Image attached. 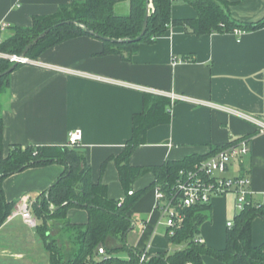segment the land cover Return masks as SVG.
Listing matches in <instances>:
<instances>
[{
	"label": "crops",
	"instance_id": "obj_1",
	"mask_svg": "<svg viewBox=\"0 0 264 264\" xmlns=\"http://www.w3.org/2000/svg\"><path fill=\"white\" fill-rule=\"evenodd\" d=\"M81 1L0 0V24L28 28L35 16H51L60 7ZM227 1L237 21L257 23L264 19V0ZM129 11V0L115 6L118 15ZM196 17L192 6L181 1L173 4L174 20ZM104 49L100 39L77 37L44 51L35 60L36 65H22L11 74L9 90L0 97L5 156L11 145L65 147L68 134L81 130L82 142L76 150L85 154L92 181L106 185L110 199H125L115 159L132 138L134 116L144 109L145 92L88 75L106 78L216 106L176 102L170 109L171 121L148 130L145 143L130 157L131 166H161L193 155L205 156L234 141L248 139L250 153L234 161L227 176L250 177L251 199L264 203V131L258 125L264 124V28L196 36L183 26H172L152 42H142L132 57L127 51L103 55ZM65 170V165L52 163L7 177L3 183L7 201L17 208L21 198L30 195L35 204ZM154 180L152 172L146 173L134 182L132 191L137 194ZM211 206V218L201 227L200 238L209 248L221 250L227 245L228 224L234 225L238 214L237 196L230 192L215 197ZM129 216L133 228L126 236L128 248L142 252L151 245L154 254L174 252L164 218L156 209L154 189H147ZM67 218L72 224H86L88 212L74 207ZM18 220L27 227L15 217L8 218L0 228V264H41L44 253L40 247L45 250L41 236L19 230ZM59 235L57 231L53 236ZM262 243L264 220L256 218L253 244ZM111 244L121 246L118 240ZM205 261L224 264L210 257Z\"/></svg>",
	"mask_w": 264,
	"mask_h": 264
},
{
	"label": "trees",
	"instance_id": "obj_2",
	"mask_svg": "<svg viewBox=\"0 0 264 264\" xmlns=\"http://www.w3.org/2000/svg\"><path fill=\"white\" fill-rule=\"evenodd\" d=\"M121 1L123 0H84L62 6L51 16H35L31 27H11L9 34L4 39L0 38V53L21 56L25 48L48 29H51L50 33L28 52L27 57L36 60L47 49L77 37L96 38L87 30H92L102 37L125 40L122 43L103 41V55H122L127 51L129 57H132L138 53L142 42H152L172 26H183L187 32L196 36L234 33L235 30L253 32L264 28V19L257 23L235 20L230 11L231 3L227 0H178L192 6L197 12L196 18L185 20L172 18L174 0H129V13L118 15L115 6ZM149 5L152 7L146 34L140 42L127 41L134 40L141 34ZM59 24L63 25L54 28ZM4 33H1L0 37ZM14 64L9 59L0 58V74ZM20 66L22 65L18 64L17 68ZM11 74L0 79V97L9 90ZM170 109L171 101L167 97L144 94V109L134 116L132 138L123 153L115 159L120 181L126 191V198L123 200L110 199L107 186L92 181L86 156L76 148H22L11 145L9 153L5 156L4 123L0 110V228L16 206L6 199L4 180L29 168L60 163L65 165V173L32 208L35 217L41 220L36 232L43 240L49 255V264H141V252L130 249L125 244L126 236L133 228V221L129 216L132 207L147 189L159 186L169 193L176 185L180 171L192 169L224 148H218L209 155H193L161 166H131L130 157L138 146L145 143L148 130L171 121ZM149 172L155 175L153 184L137 194L134 193V182ZM74 207L87 210L86 224H72L69 221L68 211ZM182 213L185 215L183 223L175 230L173 236L167 234L169 242L174 246V252L153 253L150 259L142 264H207V257L224 264H264V243L259 246L253 244V223L256 218L264 220V203L250 199V204L242 212H238L233 227L227 233L226 248L221 250L197 242L201 227L211 218V203L183 209ZM53 231H58L59 237H54ZM114 240H118L121 246H113L111 241ZM100 248L105 249L106 256L98 255ZM124 249L129 252L128 259L114 255ZM99 258L101 260H98Z\"/></svg>",
	"mask_w": 264,
	"mask_h": 264
},
{
	"label": "built area",
	"instance_id": "obj_3",
	"mask_svg": "<svg viewBox=\"0 0 264 264\" xmlns=\"http://www.w3.org/2000/svg\"><path fill=\"white\" fill-rule=\"evenodd\" d=\"M177 2L178 0H174ZM10 25L7 23L0 24V34L8 31ZM235 34H240L241 31L235 30ZM1 38V37H0ZM0 58L9 59L13 63L21 65H36L37 62L29 57H21L17 55H6L0 53ZM47 66V65H45ZM52 67V66H50ZM110 84L125 85L130 88H136L149 94L165 96L171 101L172 106L178 101L190 102L196 105H205L216 107L214 104L203 102L184 95H178L173 92L164 93L144 87H139L132 84H123L116 80L89 76ZM257 122V120H253ZM258 125L264 131V124L258 122ZM83 133L81 130H74L68 134L67 146L76 148L81 145ZM251 151L250 140L241 139L228 144L215 154L207 157L203 161L196 164L192 169L182 170L179 173L176 185L167 193L161 187L154 188L156 197V209L159 210L164 218V224L167 227L168 236H173L175 230L185 220L183 209L192 208L198 205L210 204L215 197L226 195L233 192L237 196V211L242 212L245 207L250 204L252 196V180L248 176H227L230 165L234 161L241 160ZM130 195L132 192L129 193ZM34 202L30 195H24L17 208L13 210L10 219L20 217L23 223L29 228L36 230L39 225L38 219L33 214ZM53 208V207H52ZM233 223H229L231 228ZM197 242L204 243L202 238L197 239ZM152 246L148 245L140 254V263L147 262L152 256ZM98 255L106 256L104 248L98 250Z\"/></svg>",
	"mask_w": 264,
	"mask_h": 264
},
{
	"label": "water",
	"instance_id": "obj_4",
	"mask_svg": "<svg viewBox=\"0 0 264 264\" xmlns=\"http://www.w3.org/2000/svg\"><path fill=\"white\" fill-rule=\"evenodd\" d=\"M152 5H149L148 10H147V14L144 20V24H143V28L141 31V34L139 35V37H137L134 40H127L129 42H140L141 39L144 37V35L146 34L147 28H148V18L150 15V10H151ZM71 22H67V24H69ZM63 25V24H59L54 26V28H57L58 26ZM51 29L46 30L45 32H43L40 36H38L36 39H34L24 50V52L22 53L21 57H26L28 52L42 39H44L49 33H50ZM87 32L92 35L95 36L96 38L102 40V41H106V42H112V43H122L125 42V40H116V39H111V38H107V37H102L99 34H97L96 32L92 31V30H87ZM18 66V63H15L13 66H11L8 70H6L5 72L0 74V79L13 73L16 68Z\"/></svg>",
	"mask_w": 264,
	"mask_h": 264
},
{
	"label": "rangeland",
	"instance_id": "obj_5",
	"mask_svg": "<svg viewBox=\"0 0 264 264\" xmlns=\"http://www.w3.org/2000/svg\"><path fill=\"white\" fill-rule=\"evenodd\" d=\"M10 31H6L2 36H1V39H4L8 34H9ZM1 100V99H0ZM1 102V101H0ZM3 102V101H2ZM71 149V148H70ZM17 224H19L20 226V229L19 230H22V231H25V232H30V233H34L36 234V230H33V229H29L28 227H24L23 225H21L20 223V220L16 221ZM57 234V231H53V235L55 236ZM37 240L39 242L40 245H42V241L37 237ZM41 248V253L43 252L44 255L41 254V264H48V257L49 255L47 256L45 253V250L43 249V247H40ZM34 252V250H33ZM116 257H120L122 259H128L129 258V252L127 249H124V250H120V251H117L115 254H114ZM98 260H101V258H99Z\"/></svg>",
	"mask_w": 264,
	"mask_h": 264
}]
</instances>
